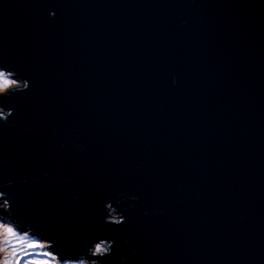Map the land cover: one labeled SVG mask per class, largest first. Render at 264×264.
<instances>
[{"label": "water", "instance_id": "95a60500", "mask_svg": "<svg viewBox=\"0 0 264 264\" xmlns=\"http://www.w3.org/2000/svg\"><path fill=\"white\" fill-rule=\"evenodd\" d=\"M0 66L30 82L0 124L22 228L114 241L100 264H264V0H0Z\"/></svg>", "mask_w": 264, "mask_h": 264}, {"label": "clouds", "instance_id": "9594fccd", "mask_svg": "<svg viewBox=\"0 0 264 264\" xmlns=\"http://www.w3.org/2000/svg\"><path fill=\"white\" fill-rule=\"evenodd\" d=\"M173 83H176L175 79ZM29 87V81L18 78L15 71L0 66V124H7L14 115V110L6 109L3 101L28 90ZM11 183L0 184V264H100L102 260L112 255L116 245L109 239L92 242L84 253L75 257L62 256L53 251L54 242L42 238L30 227L22 228L13 218L11 209L14 198L2 190L10 187ZM124 198V194H121L120 200L116 203H123ZM128 199L135 200L136 197ZM105 211L107 215L104 223L108 226L121 227L126 223V218L119 208L111 202L106 205ZM124 243L128 245L129 241L125 240ZM123 260L121 257V262Z\"/></svg>", "mask_w": 264, "mask_h": 264}]
</instances>
